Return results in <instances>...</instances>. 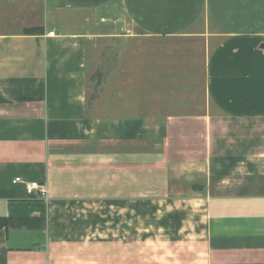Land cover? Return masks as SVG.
Instances as JSON below:
<instances>
[{"label": "crops", "instance_id": "crops-1", "mask_svg": "<svg viewBox=\"0 0 264 264\" xmlns=\"http://www.w3.org/2000/svg\"><path fill=\"white\" fill-rule=\"evenodd\" d=\"M101 11L117 32L70 24ZM101 206L190 264H264V0H0V264L85 252Z\"/></svg>", "mask_w": 264, "mask_h": 264}, {"label": "rangeland", "instance_id": "rangeland-1", "mask_svg": "<svg viewBox=\"0 0 264 264\" xmlns=\"http://www.w3.org/2000/svg\"><path fill=\"white\" fill-rule=\"evenodd\" d=\"M71 25L73 28L79 25H84L87 32L94 34L96 32L102 34H113L117 32L113 22L118 18L117 13L103 15V12L99 13H73L71 15ZM109 21L108 26H99V29L94 30V20ZM89 21V22H87ZM123 21V20H122ZM122 23V22H121ZM105 40V41H104ZM111 40L101 39L99 46V70L103 72L109 71L111 64L114 62L116 49L109 47L112 45ZM91 64L89 72L92 73L96 69L97 58L95 53H92L90 49ZM103 68V69H102ZM149 210L148 208H140L138 211L143 212ZM150 210H155L152 208ZM116 210L110 206L102 208L99 207V242L96 244L80 245L85 252L73 253L67 257H59L57 264H190L192 260L191 245L182 244L176 240L166 241L158 236L157 239L151 240L143 237L145 227L147 224L142 215L134 214L136 217H131L130 227L131 231H137V234L124 238L120 235H114L111 233L113 224V214ZM145 213V212H144ZM152 217V215H150ZM134 217V216H133ZM157 221L158 218H155ZM150 220V219H149ZM153 224L155 220H150ZM149 222L148 226L151 224ZM78 248V247H77ZM74 250V249H73ZM88 251V255L86 254ZM99 252V256L97 255Z\"/></svg>", "mask_w": 264, "mask_h": 264}, {"label": "built area", "instance_id": "built-area-1", "mask_svg": "<svg viewBox=\"0 0 264 264\" xmlns=\"http://www.w3.org/2000/svg\"><path fill=\"white\" fill-rule=\"evenodd\" d=\"M13 184L24 185L25 191L30 197L43 198L47 194V189L45 188V186L38 182H27L17 177L13 180Z\"/></svg>", "mask_w": 264, "mask_h": 264}, {"label": "trees", "instance_id": "trees-1", "mask_svg": "<svg viewBox=\"0 0 264 264\" xmlns=\"http://www.w3.org/2000/svg\"><path fill=\"white\" fill-rule=\"evenodd\" d=\"M27 34H37V33H41V31L38 29H32V30H28L26 31ZM8 228V219L5 217H0V230H7Z\"/></svg>", "mask_w": 264, "mask_h": 264}]
</instances>
